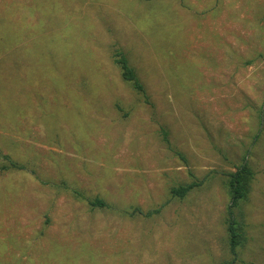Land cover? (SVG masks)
<instances>
[{
	"label": "rangeland",
	"instance_id": "1",
	"mask_svg": "<svg viewBox=\"0 0 264 264\" xmlns=\"http://www.w3.org/2000/svg\"><path fill=\"white\" fill-rule=\"evenodd\" d=\"M1 166L0 264H264V0H0Z\"/></svg>",
	"mask_w": 264,
	"mask_h": 264
},
{
	"label": "trees",
	"instance_id": "2",
	"mask_svg": "<svg viewBox=\"0 0 264 264\" xmlns=\"http://www.w3.org/2000/svg\"><path fill=\"white\" fill-rule=\"evenodd\" d=\"M114 62L118 66L120 70V75L123 81L129 83L133 90H135L140 95H144V88L138 79L135 71L129 65L126 56L121 51H115L114 53ZM252 63V60L246 61V64ZM260 118V112H259ZM260 131H258L254 138L253 142L260 135ZM166 133L163 132L164 141L169 144L167 139L165 138ZM7 169L6 167L1 166L0 170L4 171ZM254 178V173L249 167L248 163H241L233 172H229L226 174L225 179V187L230 197V205L227 208L226 218H225V226L226 232L228 235V246L230 253L232 256H236L237 249L241 247L245 240V228L242 219V212L239 210L236 214L234 212L235 208L238 207L239 203L246 200L250 189L251 184ZM202 181H193L188 184L178 185L176 187H172L170 189V196L172 198H176L182 200L190 191L199 187ZM87 205L91 208H105L107 207L106 203L102 201L100 198H93L86 200ZM161 208H157L154 210L147 211L143 213L138 208L132 210V213H140L142 216L149 218L155 214H158ZM235 258L233 261L224 263V264H234Z\"/></svg>",
	"mask_w": 264,
	"mask_h": 264
}]
</instances>
